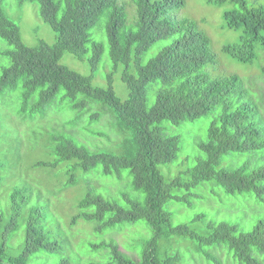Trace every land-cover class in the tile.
Listing matches in <instances>:
<instances>
[{
  "label": "trees",
  "instance_id": "1",
  "mask_svg": "<svg viewBox=\"0 0 264 264\" xmlns=\"http://www.w3.org/2000/svg\"><path fill=\"white\" fill-rule=\"evenodd\" d=\"M4 1L0 0V38L9 46L1 48L0 55L8 57L9 63L0 70V95L16 91L24 116L45 113L50 107L66 112L62 119L54 117L52 127L42 133L46 158L34 160L31 166L53 171L54 178L65 179L66 186L86 183L71 224L81 218L93 221L95 231L103 232L143 220L151 231L142 241L137 260L121 252L112 238L91 243L94 249L105 250L104 264H185L177 247L166 249L174 237L190 243L191 256L199 253L215 264H221L209 251L215 246L226 248L235 264H264V216L257 217L248 230L227 220H206L204 213L175 224L165 207L170 200H187L191 194H178L181 189L207 188L215 195L218 187L209 183L220 187L221 204L227 198L255 200L253 206L264 202V162L221 166L224 155H254L264 149V123L257 106L241 99L244 89L237 74L213 77L205 71L214 61L210 37L196 20L174 16L184 0H17L35 2L40 17L56 33L53 44L40 39L35 46L22 41L17 23L4 10ZM207 1L232 5L224 10L223 18L226 27L240 34L222 50L241 63L257 61L258 50L264 54V5H250L247 0ZM99 31L105 32L106 41ZM105 44L112 70L106 74V85H94L92 77ZM155 44L160 45L157 51L145 59ZM64 52L87 60L91 73L84 75L61 63ZM115 71L120 72L127 88L124 99L112 84ZM152 84L157 88L154 102L148 106ZM215 109L205 139L197 142L203 155H197L196 163L188 168V178H166L160 165L177 158L181 136L166 133L164 122L177 126ZM96 122L107 130L92 128ZM78 128L108 138L110 145L89 147L77 138L82 132ZM23 145L18 134L8 135L4 143L5 148L15 149L17 156H22ZM6 165L8 171L4 178L0 174V187L17 173L27 175L29 167L24 169L21 163L15 167L12 157L8 164L0 161V168ZM98 167L102 174L118 177L126 170L124 180L132 191L114 197L98 192L97 185L89 187L88 174L97 173ZM31 183L30 194L26 186L13 187L7 219L0 212V264H28L34 253H54L59 248V241L45 229L58 193L48 188L43 194ZM46 194L53 196L52 202L47 195L45 204H29L34 196ZM20 228L24 236L20 251L11 254L7 240ZM56 264L68 261L61 258Z\"/></svg>",
  "mask_w": 264,
  "mask_h": 264
},
{
  "label": "rangeland",
  "instance_id": "2",
  "mask_svg": "<svg viewBox=\"0 0 264 264\" xmlns=\"http://www.w3.org/2000/svg\"><path fill=\"white\" fill-rule=\"evenodd\" d=\"M250 5H264V0H247ZM3 7L7 15L12 18L18 25L21 39L28 46H35L38 40H44L48 44L55 42L56 33L46 23L38 13V7L35 2L26 1L18 3L17 0H5ZM232 5L225 3L215 5L207 0H184L183 5L175 9L176 18H192L198 22L199 27L210 37V49L214 53V61L205 66L207 71L213 77H221L227 74L235 73L240 77L241 87L244 91L241 94L242 100H249L251 105L258 108V116L264 123V54L262 50H258L260 55L258 60L252 64L241 63L230 57L222 50L224 44L236 42L239 38V30L226 27L223 18V12ZM103 36L106 41L105 32L99 31L97 34ZM97 37L96 34H93ZM9 46L5 40L0 38V49ZM105 51L102 60L98 63L93 74L92 82L94 85H106V74L112 70V64L108 57V48L105 44ZM160 45L155 44L146 54L145 59L152 56ZM61 63L66 64L77 72L88 75L91 73L90 65L85 59H78L69 52H64L61 56ZM9 63L8 57L0 55L1 67ZM113 87L116 94L124 99L127 97V88L121 79L119 71L113 74ZM156 84H152V89L148 92V106H151L155 99ZM20 98L18 93L6 92L0 95V161L9 163V158H14L15 167L21 163L26 170L27 175L17 173L16 176L0 187V212L4 213L7 219L9 215V196L14 186H26L28 194H30L31 186L41 190L43 194L48 188L57 191V196L46 194L40 197H33L31 202L45 204L43 199L49 195L51 200V210L49 208V218L45 222V229L49 232L53 239L59 241V248L54 253L39 251L31 255L28 264H56L61 258H65L68 264H104L106 261V252L103 248L94 249L91 243H100L103 240L112 238L119 246L121 252L130 258L137 260L142 250V241L149 237L151 231L143 220L133 223H122L103 232H97L94 229L95 223L79 218L76 223L71 224V217L78 212L77 202L84 194L86 183L78 185H65V179L60 180L54 178L53 171L44 170L42 168L32 167L31 164L38 158H46L42 151L44 144L42 133L52 126L50 123L54 119H62L65 110L56 111V108L50 107L45 113H35L32 116H24L20 110ZM255 107V106H254ZM259 109L261 111H259ZM218 109L208 115L197 118L196 120L186 121L180 125H173L164 122L166 133H177L181 136V148L177 158L168 164L160 165V171L166 178L181 175L188 178L187 170L197 161V155H203L198 150L197 142L205 139L207 129L214 114ZM102 122H105L104 120ZM83 122L80 121V125ZM108 125V124H107ZM88 124V127H91ZM95 129L106 131L105 125L96 122ZM79 129V128H78ZM82 131V129H79ZM18 134L23 140L22 156H17L15 149L5 148L4 143L8 139V135ZM111 135V134H110ZM91 148L109 146L110 140L103 136H98L87 130H83L77 137ZM18 158H16V157ZM249 162V166H255L264 162V149L259 150L258 154L252 155L250 152L230 153L222 157L221 166L228 167L230 164H239ZM97 173L90 172L91 177L89 187L97 185V191L108 196H119L123 191H132L129 183L124 180L127 171L122 172L123 176L104 175L97 168ZM30 170V173H28ZM7 165L0 168V174L3 178L6 176ZM47 175V177H46ZM1 177V176H0ZM2 178V181H3ZM1 181V182H2ZM36 182L40 184H36ZM94 184V185H93ZM218 187L217 185H211ZM216 188L215 195L210 189H192L186 191L181 189L178 194L190 193L191 195L186 201L170 200L166 204V208L171 212V220L173 223L188 222L192 217L199 213L206 214V220L221 221L227 220L237 223L245 230H248L254 224L257 217L264 216V202L258 201V204L252 205L255 200H244L227 198L225 204H221V194ZM213 194V195H212ZM230 197L229 195H227ZM39 198V199H38ZM118 198V197H117ZM119 229V230H117ZM23 233L21 228L11 233L7 240V248L11 254H17L20 251L23 242ZM181 237H174L172 246L166 249L175 250L176 247L181 251L185 264H215L211 260H206L202 254L196 257L191 256L190 243L181 241ZM180 241V242H177ZM216 256L221 264H235V260L227 252L226 248L218 246L209 249Z\"/></svg>",
  "mask_w": 264,
  "mask_h": 264
}]
</instances>
